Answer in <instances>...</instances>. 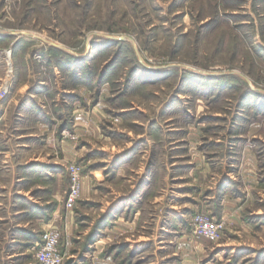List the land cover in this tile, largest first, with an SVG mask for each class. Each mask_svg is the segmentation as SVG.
<instances>
[{"label":"rangeland","instance_id":"374dc122","mask_svg":"<svg viewBox=\"0 0 264 264\" xmlns=\"http://www.w3.org/2000/svg\"><path fill=\"white\" fill-rule=\"evenodd\" d=\"M50 227L62 264H264V0H0V264Z\"/></svg>","mask_w":264,"mask_h":264},{"label":"built area","instance_id":"2783aa9c","mask_svg":"<svg viewBox=\"0 0 264 264\" xmlns=\"http://www.w3.org/2000/svg\"><path fill=\"white\" fill-rule=\"evenodd\" d=\"M69 187L64 200L67 210L74 207L81 195L82 171L80 165L71 163L67 167ZM195 233L212 239L218 234V225L203 214L195 217ZM62 233L56 227H50L41 234L40 246L35 251L38 264H62L64 252L60 248Z\"/></svg>","mask_w":264,"mask_h":264},{"label":"crops","instance_id":"0c3cea01","mask_svg":"<svg viewBox=\"0 0 264 264\" xmlns=\"http://www.w3.org/2000/svg\"><path fill=\"white\" fill-rule=\"evenodd\" d=\"M68 190V189H67ZM67 194V193H66ZM66 196V195H65ZM65 200V199H64Z\"/></svg>","mask_w":264,"mask_h":264},{"label":"bare ground","instance_id":"6f19581e","mask_svg":"<svg viewBox=\"0 0 264 264\" xmlns=\"http://www.w3.org/2000/svg\"><path fill=\"white\" fill-rule=\"evenodd\" d=\"M9 55V54H8Z\"/></svg>","mask_w":264,"mask_h":264}]
</instances>
